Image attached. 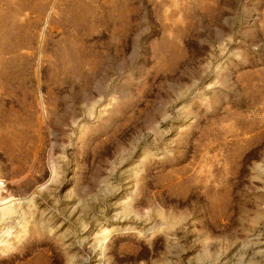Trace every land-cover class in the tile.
<instances>
[{
	"label": "rangeland",
	"instance_id": "374dc122",
	"mask_svg": "<svg viewBox=\"0 0 264 264\" xmlns=\"http://www.w3.org/2000/svg\"><path fill=\"white\" fill-rule=\"evenodd\" d=\"M0 12V264H264V0Z\"/></svg>",
	"mask_w": 264,
	"mask_h": 264
},
{
	"label": "bare ground",
	"instance_id": "6f19581e",
	"mask_svg": "<svg viewBox=\"0 0 264 264\" xmlns=\"http://www.w3.org/2000/svg\"><path fill=\"white\" fill-rule=\"evenodd\" d=\"M12 6V5H9ZM21 7L25 8L26 3L25 1L21 2ZM8 15L1 13L0 12V47L3 49H7L9 47L13 48V49H20L24 46V41L22 40V37L18 34V35H14V41L11 42V30L9 28V23L7 17ZM255 225H257L255 223Z\"/></svg>",
	"mask_w": 264,
	"mask_h": 264
}]
</instances>
